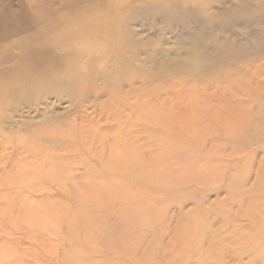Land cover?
Returning <instances> with one entry per match:
<instances>
[{"label":"rangeland","instance_id":"obj_1","mask_svg":"<svg viewBox=\"0 0 264 264\" xmlns=\"http://www.w3.org/2000/svg\"><path fill=\"white\" fill-rule=\"evenodd\" d=\"M0 113V264H264V0H0Z\"/></svg>","mask_w":264,"mask_h":264},{"label":"bare ground","instance_id":"obj_2","mask_svg":"<svg viewBox=\"0 0 264 264\" xmlns=\"http://www.w3.org/2000/svg\"><path fill=\"white\" fill-rule=\"evenodd\" d=\"M40 78H41V77H40ZM36 80H37V79H36ZM41 80H42V79H41ZM41 80H40V81H41ZM43 81L47 82V84H48V83H51V82H52V84L55 83V82L59 83V85L56 86V88L51 92L53 95L58 96L59 93L64 92V91L69 92V90H70V89H69V86H67V85H68V84H67L68 82H67V79H66V78H63V77H62V79H58V78L50 77V78H45V80H43ZM45 82H44V83H45ZM33 83H34V82H33ZM33 83H32V85H33ZM60 83H61V84H60ZM64 83H65V84H64ZM34 84H35V83H34ZM39 84H41V83H39ZM39 84H38V85H39ZM52 84H51V85H52ZM36 85H37V83H36L35 85H33L31 88L36 87ZM49 85H50V84H49ZM41 86H42V85H41ZM41 86H40V87H41ZM44 86H45V85H44ZM44 86H43V87H44ZM15 87H16V86L12 87V88H11V91H12V89H15V90L17 89V90H18V88H15ZM28 87H29V86H28ZM40 87L38 86L37 89H39ZM47 87H48V85H47ZM47 87H46V88H47ZM19 89H20V88H19ZM37 89H36V90H37ZM48 89H49V88H48ZM62 89H64V90H62ZM20 90H21V89H20ZM20 90H19V91H20ZM27 90H28V89H27ZM27 90H26V91H27ZM39 90L42 92V87H41ZM45 90H46V89H45ZM19 91H18V92H19ZM21 91L23 92V90H21ZM28 91H29V90H28ZM40 91H39V92H40ZM18 92H17V93H18ZM22 92H21L20 95H22ZM24 92H25V91H24ZM33 92H34V91H33ZM43 92H45V91H43ZM15 94H16V92H12L11 97H8V98H7V99H8L7 104L9 105L8 108L10 107L9 109H12V104H11L12 102H11V101H14L15 97H18V96H16L17 94H16V95H15ZM28 94H29V93H28ZM46 94H47V93H46ZM26 95H27V94H26ZM40 95H42V94H40ZM43 95H44V94H43ZM14 96H15V97H14ZM24 96H25V95H22L21 97H24ZM27 96H28V95H27ZM30 96H31V95H30ZM30 96L27 97V98H28L27 100H30V99H31ZM34 97H35V96H34ZM38 97H39V96H38ZM25 98H26V97H25ZM41 98H42V97H41ZM16 99H17V98H16ZM34 99L36 100V98H34ZM17 100H19V99H17ZM31 100H32V103L36 102V101H33V99H31ZM38 100H40V99H38ZM25 102H26V101H25ZM3 119H4V116H2L1 113H0V121H3Z\"/></svg>","mask_w":264,"mask_h":264}]
</instances>
